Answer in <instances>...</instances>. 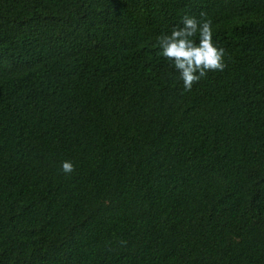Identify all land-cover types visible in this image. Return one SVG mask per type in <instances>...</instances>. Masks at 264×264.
Instances as JSON below:
<instances>
[{"label":"trees","instance_id":"16d2710c","mask_svg":"<svg viewBox=\"0 0 264 264\" xmlns=\"http://www.w3.org/2000/svg\"><path fill=\"white\" fill-rule=\"evenodd\" d=\"M0 264H264V0H0Z\"/></svg>","mask_w":264,"mask_h":264},{"label":"clouds","instance_id":"9594fccd","mask_svg":"<svg viewBox=\"0 0 264 264\" xmlns=\"http://www.w3.org/2000/svg\"><path fill=\"white\" fill-rule=\"evenodd\" d=\"M212 21L203 11L198 19L184 14L179 25L170 33L157 37L159 54L172 62L179 72L184 91H191L193 84L205 78L210 71H223L225 49L213 43ZM61 171L70 175L75 166L69 160L61 161Z\"/></svg>","mask_w":264,"mask_h":264}]
</instances>
